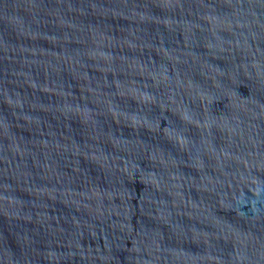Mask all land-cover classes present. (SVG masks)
I'll list each match as a JSON object with an SVG mask.
<instances>
[{"label":"water","instance_id":"water-1","mask_svg":"<svg viewBox=\"0 0 264 264\" xmlns=\"http://www.w3.org/2000/svg\"><path fill=\"white\" fill-rule=\"evenodd\" d=\"M0 264H264V0H0Z\"/></svg>","mask_w":264,"mask_h":264}]
</instances>
